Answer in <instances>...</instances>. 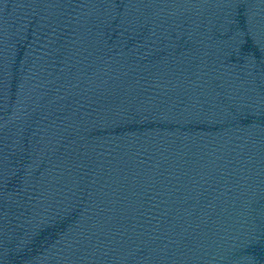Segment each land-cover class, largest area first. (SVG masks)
Instances as JSON below:
<instances>
[{"label": "water", "instance_id": "water-1", "mask_svg": "<svg viewBox=\"0 0 264 264\" xmlns=\"http://www.w3.org/2000/svg\"><path fill=\"white\" fill-rule=\"evenodd\" d=\"M0 264H264V0H0Z\"/></svg>", "mask_w": 264, "mask_h": 264}]
</instances>
